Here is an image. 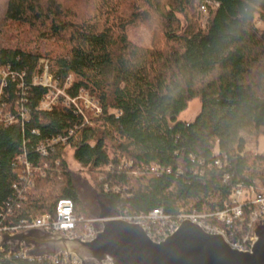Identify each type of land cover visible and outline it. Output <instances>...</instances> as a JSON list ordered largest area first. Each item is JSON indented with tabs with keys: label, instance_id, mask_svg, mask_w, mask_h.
I'll use <instances>...</instances> for the list:
<instances>
[{
	"label": "trees",
	"instance_id": "1",
	"mask_svg": "<svg viewBox=\"0 0 264 264\" xmlns=\"http://www.w3.org/2000/svg\"><path fill=\"white\" fill-rule=\"evenodd\" d=\"M76 1L91 10L79 15L63 0L7 2L4 19L27 26L25 37L36 35L0 46L2 110L19 116L23 107L30 114L12 124L0 121V229L55 214L64 198L78 217L89 218L67 148L100 176L99 216L156 208L171 217L204 214L231 204L237 184L264 186V166L250 164L245 146L246 136L264 135V0H212L218 6L207 7L212 15L205 28L192 22L183 28L179 19L196 0H134L126 19L122 0ZM140 23L153 29L151 46L128 36L127 26ZM47 41L63 43L64 53L42 51ZM44 56L65 95H88L99 105L97 116L84 115L61 94L50 109L40 108L50 88L32 79ZM194 99L201 101L200 113L179 120ZM24 153L37 169L32 185L23 179ZM219 156L229 168L215 165ZM0 264L55 263L6 246Z\"/></svg>",
	"mask_w": 264,
	"mask_h": 264
},
{
	"label": "built area",
	"instance_id": "2",
	"mask_svg": "<svg viewBox=\"0 0 264 264\" xmlns=\"http://www.w3.org/2000/svg\"><path fill=\"white\" fill-rule=\"evenodd\" d=\"M209 6L216 7L218 6V3L212 0H206L202 3L201 8L206 10ZM43 68L45 73H49L48 63H45ZM1 73L4 74L3 71ZM38 73L40 72H36L34 74L32 83L50 88V91L45 94V97H43L40 104L41 109H50L56 103L59 94H61L65 96L66 103L68 105L75 104L78 111L86 115L85 109L93 104V100L88 95L80 94L77 97L71 98L65 95L64 90H55L54 85H51L47 81L43 82L40 80L41 77ZM70 81L71 77L67 79L65 84H68ZM5 86L6 81L3 78L0 82V100ZM19 86H23V82H21ZM79 100H82L84 104L78 103ZM2 106L4 105H2L0 101V121L8 124L19 122V119L27 120L30 116L29 111L23 107H21L18 111L19 116H16L11 113L3 112ZM99 113H97V115ZM60 140H65V138L61 137L53 139L52 142H49V144ZM245 146L246 149L250 151V164L258 161L261 165H264V155L250 149L248 145ZM40 149L43 154H46L45 146H41ZM244 153L245 152L243 151L240 155L244 156ZM20 159L24 164L25 171L23 179L25 180V184L32 185V176L35 172H37V169L33 168L32 163L29 162L25 153L20 155ZM215 165L226 166L228 168L230 167V163L226 159V156L217 157L215 159ZM41 174L44 175L43 172H41ZM228 178L229 176L227 175L224 180H227ZM14 187L20 192L18 185H15ZM55 210V214H44L37 217L23 218L17 224L1 228L0 234L1 232L14 233L24 231V229L27 228L42 227L50 232L53 231L56 233H63L65 235H69L70 237H81L85 240H93L96 237L95 221L102 223L101 221L103 218L92 219L83 216L78 217L75 214L73 202L69 198L60 199ZM114 218H122L126 221L134 223L141 222L144 225L146 233L157 242L163 241L166 237L174 234V232L177 231V228L185 220L189 219L199 224L204 230L212 234H222L226 242L230 244L233 249L237 248L242 251H248L254 244L253 242L255 240L256 228L261 225L264 226V186L257 187L255 185H243L242 183L235 185L231 194V204H228L226 207L218 209L214 212L204 214L196 211L190 213L181 212L177 214L176 217H171L164 212L163 208H156L148 211V213L141 212L135 215L120 214L114 216ZM209 218H213L215 222L213 223L208 221ZM1 249L2 247H0V250ZM20 250H22V253L26 256L25 247H22ZM31 259L49 260L55 264L60 262L62 264H80V261L76 256H69L68 254L66 255L63 253L53 257H39Z\"/></svg>",
	"mask_w": 264,
	"mask_h": 264
},
{
	"label": "water",
	"instance_id": "3",
	"mask_svg": "<svg viewBox=\"0 0 264 264\" xmlns=\"http://www.w3.org/2000/svg\"><path fill=\"white\" fill-rule=\"evenodd\" d=\"M95 221L96 237L85 240L42 227L1 232L0 247L16 253L25 247L31 258L60 253L76 256L80 264H264V226L256 228L251 249L232 248L222 234H212L185 220L174 234L157 242L141 222L102 215Z\"/></svg>",
	"mask_w": 264,
	"mask_h": 264
},
{
	"label": "rangeland",
	"instance_id": "4",
	"mask_svg": "<svg viewBox=\"0 0 264 264\" xmlns=\"http://www.w3.org/2000/svg\"><path fill=\"white\" fill-rule=\"evenodd\" d=\"M8 0H0V46H13L15 42L16 36H18V40L26 39L27 41L30 38H34L36 35L35 31H32V34L29 35V37H25L21 33V29L23 31H26L27 26H21L19 28L15 23L6 21L4 19V15L7 9ZM64 5H66L67 8L72 6L75 9V12L79 15L85 14L88 10H91L87 5L84 3L81 4L80 2L76 0H63L62 2ZM202 1L196 0L195 6L188 10L187 13H181L179 14L180 22L182 23L183 28H186L191 22L192 24H200L203 28L208 26L209 18L211 17L212 13L210 9L203 10L201 8ZM71 7V8H72ZM134 8V0H122L121 6L119 8V12L121 17L127 18L130 16V14L133 12ZM73 9V10H74ZM20 29V30H19ZM127 32L129 38L139 45L144 46H151L153 43V29L148 25L144 23L140 24H134L127 26ZM12 43V44H11ZM42 44V47L40 48L45 53L50 51L52 52L51 55H57V53H64L63 43L61 42H53V41H47ZM34 45V44H33ZM40 67L43 68V65L45 66V63H48V66L50 68V61L49 57L44 56L40 60ZM42 63V64H41ZM39 74L41 77L40 80L43 82L47 81L51 85H54L55 90H64L63 88H60L57 82L53 79L51 72L45 73V70H43ZM67 85V84H66ZM82 104H84L82 102ZM93 106V107H91ZM202 106L200 99H194L189 102L188 108L186 111L182 112L179 116V120L181 121H193L195 117L200 113ZM99 105L93 101V104H91L85 111L92 112L95 116H97V113H99ZM101 112V110H100ZM246 136V135H245ZM246 145L249 146L250 149L255 150L256 152H259L260 154L264 155V135H261L258 139H255L254 137L246 136ZM65 157L68 163L69 168L74 172L75 174V181L78 183L80 188V194L82 195V200L85 208L88 212L89 218H103L99 216L100 214V208L98 206L97 196L99 192L98 188V182H99V174L96 172H89L87 168H84L80 165V163L74 159V153L71 148H67L65 151ZM260 167H263L264 165H261L260 162L257 164ZM114 217V216H112ZM26 250V249H25Z\"/></svg>",
	"mask_w": 264,
	"mask_h": 264
}]
</instances>
